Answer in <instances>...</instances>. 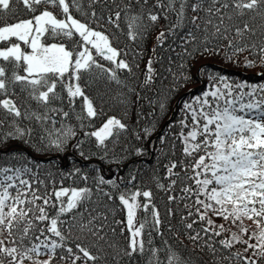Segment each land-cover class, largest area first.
Instances as JSON below:
<instances>
[{"label": "snow or ice", "instance_id": "6c2138e0", "mask_svg": "<svg viewBox=\"0 0 264 264\" xmlns=\"http://www.w3.org/2000/svg\"><path fill=\"white\" fill-rule=\"evenodd\" d=\"M122 15L131 40H142L151 25L164 19L168 27L157 40L183 32L181 46L189 57L219 55L223 47L228 62L264 69V0H154L151 5L149 0H126L122 5L116 0H0V129L6 123L10 128L0 135V142L14 137L28 143L31 129L21 127L20 121L50 120L49 113L66 119L70 113L64 104L72 110L78 97L83 98L82 112L75 118L97 116L80 82L87 87L103 78L120 84L118 71L132 72L103 27L106 23L123 31ZM183 68L180 81L188 83L191 76L185 73L190 69ZM152 73L149 60L145 83L151 82ZM258 75L261 82L250 83L208 74L207 90L182 108L176 137L182 145L181 159L165 166L167 185L157 180L168 201L183 203L187 215L181 223L187 238L194 250L207 251L213 264H264V70ZM21 94L24 100L17 106L11 97ZM125 128L110 117L99 130L85 135L107 149L106 141ZM75 135L67 125L32 143L38 151L59 152ZM80 154L84 155L82 149ZM38 168L35 163L0 167V264H139L137 257L145 264H192L190 256L170 246L162 260L161 250L153 246V231L162 234L150 190L117 192L130 233L127 247L120 248L109 236L116 228L108 215L90 206L97 203L92 188L63 187L66 177L57 181ZM73 175L88 181L80 169L67 174ZM135 179L131 176L129 183ZM103 184L113 190L119 185L102 176L96 181L97 200L104 196L112 201L113 192L99 187ZM176 191L179 196L173 195ZM137 211L145 214L139 220Z\"/></svg>", "mask_w": 264, "mask_h": 264}, {"label": "trees", "instance_id": "16d2710c", "mask_svg": "<svg viewBox=\"0 0 264 264\" xmlns=\"http://www.w3.org/2000/svg\"><path fill=\"white\" fill-rule=\"evenodd\" d=\"M126 0H116L117 4L122 5ZM154 0H149L151 5ZM113 11L115 6L110 5ZM107 15V9L104 10ZM192 13H189L191 15ZM74 15H76L74 13ZM21 18H28V14H22ZM77 18H81L77 15ZM171 19H175L171 17ZM168 21L161 19L157 24L151 25L145 32L144 38L131 40L127 36V28L123 22V15L120 22V31L112 25L103 24L107 29L106 35L112 42V46L121 52L119 59H124L132 67V72L119 70L118 76L122 83L109 81L103 78L97 79L90 86L84 87L85 94L93 101L97 111L95 118H88L79 121L75 118L76 113H81L82 97L76 99V106L70 110L67 103L64 110L69 111L68 118H63L55 113H49L50 120L37 121L24 119L20 121V126L31 129V139L28 143L18 138H8L0 142V167H19L23 163L29 166L38 164V170L51 172L55 179L59 181L62 176L66 177L63 187H90L93 189V200L97 201L91 207H97L99 211L108 215V221L112 227L116 228L115 235L109 232L111 240L120 248L127 247V238L130 233L126 228V209L120 204L117 196L118 191H151L152 203L160 213L161 224L158 235L156 231L152 233V242L155 248L160 249V258L165 256L166 246L178 250L190 256L192 264H213L212 257L207 251L201 252L193 248L188 240L186 231L181 223V217L187 215L184 205L179 201H168L167 194L157 186L159 183L167 185L169 183L166 165L170 160L181 159V142L176 139L181 131L179 122L184 113L182 111L185 101L191 102L193 98L207 90L208 74L215 73L224 75L233 81L247 80L250 83L261 82L258 75L264 69L260 67L246 68L243 63L236 65L228 62L224 58V48H221L219 55L210 56L204 59L189 57L184 53L181 46L180 37L184 34L167 35L163 41H158L157 37L161 31H166ZM95 27V25H93ZM184 31H187L185 29ZM115 34V35H113ZM200 36V33L197 32ZM215 44V41L213 42ZM221 45L226 46V41H220ZM71 47V45H69ZM155 49V51H153ZM189 51H192L190 48ZM94 54H96L94 52ZM126 54V55H125ZM244 55H247L245 53ZM251 58V57H250ZM241 61L243 56L240 57ZM152 61V79L150 83H145L148 74V62ZM191 62V63H190ZM106 65L107 61H104ZM205 65L200 76L198 70ZM183 66H188L190 72L185 75L191 76V81L184 83L180 81ZM177 84L179 86L177 87ZM4 97H0L3 99ZM17 106H21L24 100L23 95L13 96ZM210 99V98H209ZM165 107L162 109L161 104ZM32 108L36 109V104L32 103ZM23 110V108H22ZM115 117L126 125L121 130L120 135L115 139L106 141L107 149L99 146L95 137L86 136L99 130L108 118ZM0 119H4V112L0 111ZM71 125L76 132L75 137L67 142L63 151H38L33 145L46 136L48 132L58 133L63 127ZM145 129L149 132L146 135ZM6 123L0 129V135L9 131ZM187 131V129H184ZM80 148H77V143ZM174 145V147H173ZM81 149L84 152L80 154ZM87 157V158H86ZM80 169L81 173L88 176L85 183L79 176H67ZM179 171V168L176 169ZM136 179L129 183L130 177ZM102 176L105 181L115 180L119 185L118 190H113L111 185L103 184L100 188L105 191L113 192V200L100 196L97 200L96 181ZM179 196V191L173 193ZM141 203L146 198H138ZM172 209V215H168V209ZM113 209L114 211H108ZM151 211V208H150ZM145 214L138 211V218L141 219ZM115 221H120L116 224ZM195 227V225H194ZM121 228H124L121 234ZM73 235H76L74 232ZM145 235V240H147ZM147 253L145 256L147 257ZM139 264H145L144 259L136 258Z\"/></svg>", "mask_w": 264, "mask_h": 264}, {"label": "rangeland", "instance_id": "374dc122", "mask_svg": "<svg viewBox=\"0 0 264 264\" xmlns=\"http://www.w3.org/2000/svg\"><path fill=\"white\" fill-rule=\"evenodd\" d=\"M93 55L95 56L96 54H94V52H93ZM136 216H137V219L139 220V218H138V211H137V214H136Z\"/></svg>", "mask_w": 264, "mask_h": 264}]
</instances>
